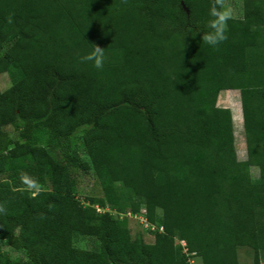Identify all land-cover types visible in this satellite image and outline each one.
Wrapping results in <instances>:
<instances>
[{
	"label": "trees",
	"instance_id": "trees-1",
	"mask_svg": "<svg viewBox=\"0 0 264 264\" xmlns=\"http://www.w3.org/2000/svg\"><path fill=\"white\" fill-rule=\"evenodd\" d=\"M210 3L0 0V74L13 77L0 91V241L26 257L2 262L0 250V264H188L185 253L238 264L239 248L260 264L264 0H242V16L215 48L200 38ZM92 44L104 48L102 69L80 62ZM221 90L238 91L243 161L230 111L216 105ZM74 146L102 192L86 205L72 194ZM22 171L50 188L33 195ZM92 204L119 213L144 205L162 231L150 232V243L131 241L123 219ZM74 234L96 247H74Z\"/></svg>",
	"mask_w": 264,
	"mask_h": 264
},
{
	"label": "rangeland",
	"instance_id": "rangeland-1",
	"mask_svg": "<svg viewBox=\"0 0 264 264\" xmlns=\"http://www.w3.org/2000/svg\"><path fill=\"white\" fill-rule=\"evenodd\" d=\"M233 8V18H239L242 16V0H229ZM6 46V45H5ZM4 46V47H5ZM15 74H12L14 76ZM13 77L9 76L7 72L0 74V91L5 90L10 86ZM216 105L219 107H227L231 115V125H232V138H233V148L235 152L236 159L238 161L245 160V143L244 134L242 128V118L240 111L239 95L237 90H221L217 94ZM239 119V121L234 120ZM10 133L12 137L16 138L15 133L12 131L10 126L4 127ZM73 140L77 143L80 141V133L76 131L73 135ZM72 152L75 154L77 165L68 166V174L72 187V194L74 198L82 205L88 204L87 198H99L102 197L101 188L96 180L87 156L81 153L78 148L74 146ZM58 158L57 154H54ZM249 177L252 182H256L258 179V169L255 166H250L248 168ZM3 175H0V179ZM37 181V180H36ZM42 190H48L50 188L49 181L44 178L41 182H38ZM118 183L116 182L115 185ZM24 187H26L24 185ZM120 194L125 195L124 191L120 189ZM93 207L100 209L101 207L92 204ZM107 208V211L118 219H123L126 228L128 230L129 238L131 241H137L139 243H150L152 242V235L150 232L146 231L144 226H140L138 219L131 217L129 215L125 216V213L110 209L108 206H104L103 209ZM95 209V208H94ZM96 211V210H95ZM97 212V211H96ZM98 213V212H97ZM179 244V242H176ZM72 245L76 248L81 249H92L95 248L97 243L94 238L90 235H77L72 236ZM181 245V244H180ZM182 247V246H181ZM0 250L3 251L1 261L5 262L7 259H21L25 261L26 257L23 252L13 249L12 247L5 244L4 241H0ZM183 252V250H182ZM187 259L188 264H201L200 258L190 253L184 254ZM260 261L264 263V251L259 253ZM237 261L238 264H251V251L246 248H239L237 250Z\"/></svg>",
	"mask_w": 264,
	"mask_h": 264
},
{
	"label": "clouds",
	"instance_id": "clouds-1",
	"mask_svg": "<svg viewBox=\"0 0 264 264\" xmlns=\"http://www.w3.org/2000/svg\"><path fill=\"white\" fill-rule=\"evenodd\" d=\"M209 16L210 20L207 25L209 31L200 34V38L205 44L215 48L227 40L228 21L233 18V8L229 0H211ZM11 22V18H9V23ZM92 46L93 50L81 57L80 62H91L95 68L102 69L106 59L104 48L96 44H92ZM20 180L26 186V190L32 192L33 195L42 190L40 184L27 172L20 173ZM0 211L3 209L0 208Z\"/></svg>",
	"mask_w": 264,
	"mask_h": 264
},
{
	"label": "built area",
	"instance_id": "built-area-1",
	"mask_svg": "<svg viewBox=\"0 0 264 264\" xmlns=\"http://www.w3.org/2000/svg\"><path fill=\"white\" fill-rule=\"evenodd\" d=\"M94 208L98 213H101L103 211H107V208L103 209V207H101L100 209H98L97 207H94ZM118 215H120V213H118ZM126 215H129V216L134 217V218L136 217L138 219V223L140 224V226H144L145 230L148 232H152V231H156V230L158 232L162 231L161 226L156 228L153 224L149 223L146 220L144 205H140L138 212H134V213L126 212L125 216ZM176 242H179V244H181L182 250H183V252H185V247H184L183 241H176Z\"/></svg>",
	"mask_w": 264,
	"mask_h": 264
},
{
	"label": "crops",
	"instance_id": "crops-1",
	"mask_svg": "<svg viewBox=\"0 0 264 264\" xmlns=\"http://www.w3.org/2000/svg\"><path fill=\"white\" fill-rule=\"evenodd\" d=\"M228 91V90H227ZM230 91V90H229ZM260 264H264L262 261H260Z\"/></svg>",
	"mask_w": 264,
	"mask_h": 264
}]
</instances>
